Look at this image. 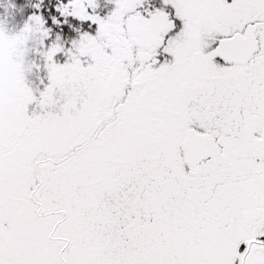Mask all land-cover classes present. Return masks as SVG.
<instances>
[{
    "label": "snow or ice",
    "instance_id": "6c2138e0",
    "mask_svg": "<svg viewBox=\"0 0 264 264\" xmlns=\"http://www.w3.org/2000/svg\"><path fill=\"white\" fill-rule=\"evenodd\" d=\"M0 264H264V0H0Z\"/></svg>",
    "mask_w": 264,
    "mask_h": 264
}]
</instances>
